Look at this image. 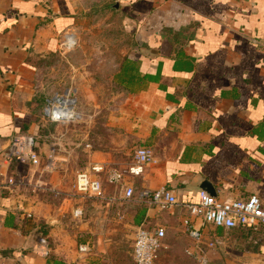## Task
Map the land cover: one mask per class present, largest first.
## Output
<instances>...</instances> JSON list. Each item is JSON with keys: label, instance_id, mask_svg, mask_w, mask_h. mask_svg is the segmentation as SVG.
I'll list each match as a JSON object with an SVG mask.
<instances>
[{"label": "crops", "instance_id": "1", "mask_svg": "<svg viewBox=\"0 0 264 264\" xmlns=\"http://www.w3.org/2000/svg\"><path fill=\"white\" fill-rule=\"evenodd\" d=\"M102 24L121 36L113 39L121 44L111 58L114 95L93 99L86 72H77L75 93L86 91L93 113L45 131L42 111L52 95L41 88L48 69L52 78V61L70 50L62 39L73 35L79 46L81 30ZM22 135L37 141V167L7 157L12 139ZM141 145L153 161L141 175L125 176L132 199L123 200L124 187L99 175L103 213L126 201L146 207L139 225L166 232L155 264H195L185 252L193 242L184 205L198 200L202 177L220 200L264 198V0H0V264H117L110 232L85 217L65 222V215L81 217L73 216L60 182L44 176L95 163L124 170L123 155ZM162 187L177 205L138 201L139 191ZM45 189L55 193L56 206L41 196ZM135 213L126 218L133 230ZM225 231L201 228L204 242L220 241ZM85 243L90 250L79 252Z\"/></svg>", "mask_w": 264, "mask_h": 264}, {"label": "built area", "instance_id": "2", "mask_svg": "<svg viewBox=\"0 0 264 264\" xmlns=\"http://www.w3.org/2000/svg\"><path fill=\"white\" fill-rule=\"evenodd\" d=\"M74 40L73 35H65L61 44L65 47ZM43 117L53 124L68 125L80 120V113L77 107V98L73 90L66 89L61 93L49 97L42 111ZM7 157L12 161L28 163L32 167L39 165V154L37 141L32 135H22L12 139L7 148ZM153 161L152 150L141 145L135 150L133 159L127 164L124 170L117 167H108L95 163L87 170H79L75 173L72 184L74 195L82 198L103 199L104 186L99 175L104 174L107 184L119 187L123 186V200H130L133 197V188L125 186V176H139L145 167ZM9 183L14 181L9 179ZM138 201L148 205H157L164 209L178 204L166 188L157 190L143 189L139 191ZM189 212L190 218L184 220L185 233L192 240L193 245L185 250L186 254L192 257L195 264H210L207 250L215 248L220 241L213 239L204 242L201 228L206 225L221 229L241 228L253 232L261 231L264 238V198L251 194L246 198L223 201L210 196L206 192L198 193V200L195 203L184 205ZM74 217H82L83 210L80 207L72 211ZM198 219L200 225L197 227L192 220ZM166 232L162 227L151 228L147 225H139L134 232L131 257L134 264H155L158 251L163 247V239ZM40 247H43V254H46L44 238L39 240ZM79 252L87 253L90 250L89 244H81Z\"/></svg>", "mask_w": 264, "mask_h": 264}, {"label": "rangeland", "instance_id": "3", "mask_svg": "<svg viewBox=\"0 0 264 264\" xmlns=\"http://www.w3.org/2000/svg\"><path fill=\"white\" fill-rule=\"evenodd\" d=\"M105 19H107V17H105ZM107 31L108 28H104V24L99 28L81 30L79 33V46L67 48L70 50L66 52L64 56L59 55L52 61L55 69L52 71V78H50L49 69L46 72L45 81L48 82V84L41 88L44 95L50 96L61 93L66 89H71L75 93V87H78V83L81 81V77H77L76 73L83 71L86 72L85 78L88 79V88L93 95V99L99 98L104 100L106 97L114 95V86L110 81V75H112L115 60H111V58L112 56L117 57L121 50V44L120 42L113 44L108 43L107 40L108 37H112L114 40H121V36L120 34L115 36L114 33L110 31V34H107ZM108 57L110 58L108 59ZM97 58L100 60L102 58V61H99ZM87 94L89 95V92ZM75 95L78 98L77 105L79 107V113L83 111L86 114L93 113L94 108L92 106H85L86 91H78ZM107 111L108 110L105 109V112ZM68 125L47 123V127H43V129L45 131L49 129L54 131V128L57 126V131H62ZM94 130L97 132L95 126ZM100 132L105 135L107 134L106 130H100ZM44 139L46 144L49 145L50 137L46 136ZM133 156L134 152H130L129 155L124 154L121 162L127 164L132 160ZM75 173V170H73L71 166H68V168L59 170L55 173L46 171L44 177L48 180L49 174H52L51 178L60 182L64 187V194L71 198V203L75 206L74 208H76V206H81L84 210L82 217L86 218L84 221H87L91 227H95V229L99 231L107 230L110 232L112 240L115 241L117 247V250L112 253L115 256L114 259L117 264H133L130 252L133 242L132 234L135 230L128 224L129 221L127 222L126 218L129 216V212L133 210L131 207L134 203L126 201L119 208H111V215L104 214V206L99 203V199L82 198L74 195L72 191L70 192L69 188L71 187ZM54 194L55 193H51L49 190L45 189L41 196H43L44 200L50 202L51 206H56L58 204V198H56ZM82 217L77 219L65 215L63 220L76 225L81 222L80 220ZM234 234L230 231H225L221 235L220 243L215 248H209L207 250L209 263L264 264V250L262 249L259 253L250 251L248 248V246L251 245L250 237L244 240L238 232Z\"/></svg>", "mask_w": 264, "mask_h": 264}, {"label": "trees", "instance_id": "4", "mask_svg": "<svg viewBox=\"0 0 264 264\" xmlns=\"http://www.w3.org/2000/svg\"><path fill=\"white\" fill-rule=\"evenodd\" d=\"M113 32L115 36L119 35L118 30L115 28L113 30H108L107 34L110 32ZM113 35V36H114ZM108 42L111 41V43L113 44V39L112 37H108ZM134 211L136 210V213L133 217V223L136 224L137 226L141 223L145 212H146V207L140 205V204H133L131 207ZM226 231H230L232 234H234L235 232H238L240 234V236L243 237V239H248L250 237L251 241H250V246H248V248L250 249V251L252 252H256L259 253L262 249L264 250V238H263V233L261 231L258 232H253L252 230L249 229H241V228H232V229H226ZM235 235V234H234ZM261 236V238H260ZM248 249V250H249Z\"/></svg>", "mask_w": 264, "mask_h": 264}, {"label": "water", "instance_id": "5", "mask_svg": "<svg viewBox=\"0 0 264 264\" xmlns=\"http://www.w3.org/2000/svg\"><path fill=\"white\" fill-rule=\"evenodd\" d=\"M75 44H76V41L73 40L72 42L66 45V48H72L75 46ZM199 192H206L210 196L216 197L215 187L213 183L205 177L201 178V181L199 183Z\"/></svg>", "mask_w": 264, "mask_h": 264}]
</instances>
